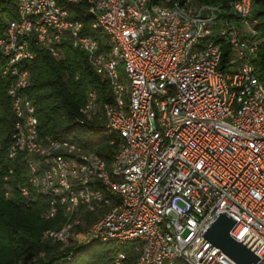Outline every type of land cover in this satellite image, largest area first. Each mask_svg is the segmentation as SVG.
<instances>
[{
  "label": "built area",
  "instance_id": "built-area-1",
  "mask_svg": "<svg viewBox=\"0 0 264 264\" xmlns=\"http://www.w3.org/2000/svg\"><path fill=\"white\" fill-rule=\"evenodd\" d=\"M63 1L87 3L107 52L57 0H13L17 17L0 34L16 119L8 157L22 154L26 169L19 191L47 197L46 218L63 216L42 239L132 244L134 264H237L202 237L226 212L236 220L230 235L264 264V86L251 0H231L233 17L197 0ZM214 36L230 46L223 70ZM65 43L108 83L110 99L87 92L80 123L119 135L109 165L75 142L39 136L22 64L32 46L60 58Z\"/></svg>",
  "mask_w": 264,
  "mask_h": 264
},
{
  "label": "trees",
  "instance_id": "trees-1",
  "mask_svg": "<svg viewBox=\"0 0 264 264\" xmlns=\"http://www.w3.org/2000/svg\"><path fill=\"white\" fill-rule=\"evenodd\" d=\"M160 3L164 0H153ZM176 0H170L174 2ZM199 3L220 6L226 17L231 0H197ZM73 18L82 23V32L95 39L100 50L108 51L107 35L100 29H91L92 18L87 14L88 5L57 0ZM252 15L258 19L257 37L261 39L253 59L255 74L264 86V0H251ZM17 17L13 0H0V34L7 21ZM222 51L219 68L229 67L230 46L223 39L213 37ZM34 57L26 60L22 68L28 72V86L24 94L35 107L37 130L42 138L68 140L87 148L103 158L109 165L121 142L118 134L107 130H94L92 123H80V108L87 92L94 89L100 100L110 99L108 83L91 68L85 52L68 43L62 47V57L52 56L42 47L32 46ZM4 57L0 54V264H110L119 252L126 254L123 264H134L137 253L132 244L118 245L113 242L89 241L63 244L42 239V233L60 227L63 216L58 211L46 218L47 197L29 188L28 196L21 195L19 185L25 184L26 169L23 156L8 157L12 142L15 116L7 94L9 79L1 73ZM9 168L12 172L9 173ZM8 176V179L4 178ZM10 196L5 197V189ZM89 217L85 224H89ZM78 227L77 230L83 229Z\"/></svg>",
  "mask_w": 264,
  "mask_h": 264
},
{
  "label": "water",
  "instance_id": "water-1",
  "mask_svg": "<svg viewBox=\"0 0 264 264\" xmlns=\"http://www.w3.org/2000/svg\"><path fill=\"white\" fill-rule=\"evenodd\" d=\"M235 222L236 220L226 212H220L203 232L202 237L235 263L255 264L259 260V257L229 233Z\"/></svg>",
  "mask_w": 264,
  "mask_h": 264
},
{
  "label": "rangeland",
  "instance_id": "rangeland-1",
  "mask_svg": "<svg viewBox=\"0 0 264 264\" xmlns=\"http://www.w3.org/2000/svg\"><path fill=\"white\" fill-rule=\"evenodd\" d=\"M120 72H121V74H123L121 66H120ZM24 262L25 261H22L20 264H24Z\"/></svg>",
  "mask_w": 264,
  "mask_h": 264
}]
</instances>
